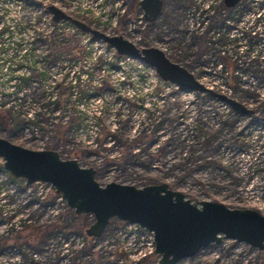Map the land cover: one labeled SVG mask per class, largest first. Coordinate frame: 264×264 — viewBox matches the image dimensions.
<instances>
[{"label":"rangeland","instance_id":"rangeland-1","mask_svg":"<svg viewBox=\"0 0 264 264\" xmlns=\"http://www.w3.org/2000/svg\"><path fill=\"white\" fill-rule=\"evenodd\" d=\"M141 1L0 0V28L49 38L45 56L38 43L0 48V138L76 160L102 187L166 184L198 207L216 202L264 216V0H240L230 11L224 0H162L151 23ZM50 5L139 49H159L254 114L164 82L68 22L52 23ZM48 55L59 61L50 66ZM93 222L49 184L13 178L0 159V264H158L150 232L112 219L91 238ZM178 264H264V250L224 240Z\"/></svg>","mask_w":264,"mask_h":264},{"label":"water","instance_id":"water-1","mask_svg":"<svg viewBox=\"0 0 264 264\" xmlns=\"http://www.w3.org/2000/svg\"><path fill=\"white\" fill-rule=\"evenodd\" d=\"M239 2L224 0V6L230 9ZM140 6L145 20L151 23L161 13L162 0H142ZM47 10L53 22L67 21L79 31L102 40L118 56L149 65L162 81L191 92L208 93L243 115L254 114L241 103L206 88L159 49H139L121 36H108L90 28L53 5ZM0 159L13 178L24 179L26 186L49 184L77 217L91 215L94 222L85 231L88 237H100L112 219L152 233L158 264H178L224 240L264 250V216L255 210H232L216 202H201L198 207L166 184L136 188L112 182L102 187L95 181V170L80 167L76 160H63L55 151L30 150L2 138Z\"/></svg>","mask_w":264,"mask_h":264},{"label":"built area","instance_id":"built-area-1","mask_svg":"<svg viewBox=\"0 0 264 264\" xmlns=\"http://www.w3.org/2000/svg\"><path fill=\"white\" fill-rule=\"evenodd\" d=\"M7 6V4H4V7H6ZM54 6V5H53ZM49 7V6H48ZM47 7V8H48ZM56 7V6H55ZM57 8V7H56ZM59 9V8H58ZM60 11H62L61 9H59ZM48 11V10H47ZM64 14H66L64 11H62ZM3 15H5V12L3 11V7H0V18H2V16ZM51 15V14H50ZM66 15H68V14H66ZM68 16H70V15H68ZM71 17V16H70ZM51 21H52V23H55V22H53V20H52V16H51ZM61 23H65L66 21H60ZM60 22H57V23H60ZM70 24V23H69ZM54 25H56V24H54ZM16 28V26H13V25H7V26H5V27H3V28H0V38H2L3 37V42H1L0 43V48H2V49H4V50H6V48H8L9 47V44H11V47H16L18 44H20V47H26V48H29V47H31L32 46V44H40V45H43V49H44V52H42L41 54H42V56H45L46 54H47V51H46V41H48L49 40V38H45L44 40H38V39H36L35 40V37L36 36H38L37 34H35L34 33V31L32 30H30V36L29 37H27V35H25V31L23 30L22 32H19V33H17V31L15 32V37H13L12 35H14L13 34V30ZM29 29H26V31L27 32H29L28 31ZM85 34H87V33H85ZM18 36V37H17ZM25 36V37H24ZM37 41H39V42H37ZM15 55H11V56H8V57H4V59H1L2 61H3V64L4 63H8V62H12V61H14L15 60ZM48 60H52L49 64H50V66L52 65V64H55L57 61H59V58L58 57H56L55 59H53V57H52V55H48V58H47ZM2 64V67L4 66ZM17 66L15 65V68H16ZM54 68L52 67L51 68V70H53ZM29 74V73H28ZM14 79L16 80L17 79V77H14ZM52 79H54V77H52ZM51 80V79H50ZM16 81H18V82H20V78L19 79H17ZM52 83L54 84V81L52 80ZM15 94H17V92L15 93ZM9 97V95L6 97H4V99L5 98H8ZM52 100H53V98H52ZM54 114V113H53ZM31 115H33V114H30V116Z\"/></svg>","mask_w":264,"mask_h":264},{"label":"flooded vegetation","instance_id":"flooded-vegetation-1","mask_svg":"<svg viewBox=\"0 0 264 264\" xmlns=\"http://www.w3.org/2000/svg\"><path fill=\"white\" fill-rule=\"evenodd\" d=\"M162 7H163V2H162ZM226 8V7H225ZM226 9H228V8H226ZM162 11V10H161ZM161 14V13H160ZM258 15L260 16L261 14L260 13H258Z\"/></svg>","mask_w":264,"mask_h":264},{"label":"trees","instance_id":"trees-1","mask_svg":"<svg viewBox=\"0 0 264 264\" xmlns=\"http://www.w3.org/2000/svg\"><path fill=\"white\" fill-rule=\"evenodd\" d=\"M227 10H229V11H230V10H232V9H227ZM239 43H240V42H239ZM58 226H59V225H58ZM59 227H60V226H59ZM36 236H37V235H36Z\"/></svg>","mask_w":264,"mask_h":264}]
</instances>
